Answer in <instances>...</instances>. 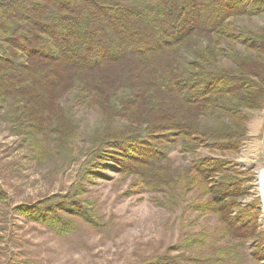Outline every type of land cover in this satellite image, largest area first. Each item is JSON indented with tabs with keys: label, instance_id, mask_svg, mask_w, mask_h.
<instances>
[{
	"label": "trees",
	"instance_id": "1",
	"mask_svg": "<svg viewBox=\"0 0 264 264\" xmlns=\"http://www.w3.org/2000/svg\"><path fill=\"white\" fill-rule=\"evenodd\" d=\"M261 16L264 0H0V128L38 164L81 165L71 191L16 209L58 235L100 227L82 194L114 171L122 196L180 211L178 240L135 264H264L254 174L236 163L264 109ZM78 107L99 123L83 130Z\"/></svg>",
	"mask_w": 264,
	"mask_h": 264
},
{
	"label": "rangeland",
	"instance_id": "2",
	"mask_svg": "<svg viewBox=\"0 0 264 264\" xmlns=\"http://www.w3.org/2000/svg\"><path fill=\"white\" fill-rule=\"evenodd\" d=\"M258 23L264 24V16L258 17ZM251 113L248 138L236 163L254 174L252 193L244 202L259 198L264 228L256 184L257 171L264 167V109ZM77 118L83 130L91 129L100 119L95 110L83 107L77 108ZM171 155L177 164L188 162L178 150ZM80 167V161L66 168L38 164L29 145L10 135L5 125L0 128V184L9 196L7 202L0 203V264H135L178 240L180 211L172 213L158 206L149 193L122 196L129 179L114 171H107L110 179L94 178L82 194L102 216L100 227L79 220L77 231L58 235L43 223L27 220L16 209L18 204H33L71 191ZM210 222L200 220L201 224Z\"/></svg>",
	"mask_w": 264,
	"mask_h": 264
},
{
	"label": "bare ground",
	"instance_id": "3",
	"mask_svg": "<svg viewBox=\"0 0 264 264\" xmlns=\"http://www.w3.org/2000/svg\"><path fill=\"white\" fill-rule=\"evenodd\" d=\"M256 184L258 186L259 196L261 197L263 204L262 214L264 216V167L259 168L256 175Z\"/></svg>",
	"mask_w": 264,
	"mask_h": 264
}]
</instances>
